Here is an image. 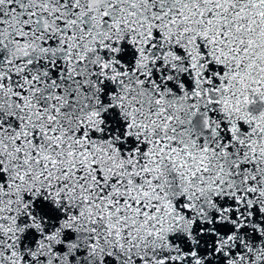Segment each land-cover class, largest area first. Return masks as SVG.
<instances>
[{"label":"snow or ice","instance_id":"6c2138e0","mask_svg":"<svg viewBox=\"0 0 264 264\" xmlns=\"http://www.w3.org/2000/svg\"><path fill=\"white\" fill-rule=\"evenodd\" d=\"M0 264H264V0H0Z\"/></svg>","mask_w":264,"mask_h":264}]
</instances>
